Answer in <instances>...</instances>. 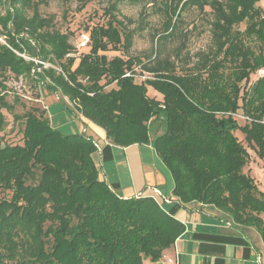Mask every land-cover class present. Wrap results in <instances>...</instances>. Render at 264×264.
<instances>
[{
	"label": "trees",
	"instance_id": "16d2710c",
	"mask_svg": "<svg viewBox=\"0 0 264 264\" xmlns=\"http://www.w3.org/2000/svg\"><path fill=\"white\" fill-rule=\"evenodd\" d=\"M2 1L0 35L10 48L0 44V92L10 74L17 80L30 77L49 93L67 97L72 107L60 101L64 107L84 126L88 121L101 128L111 144L151 145L180 203L214 206L234 224L255 229L264 243V191L243 171L249 155L235 136L241 132L264 159V77L248 83L264 67V7L257 6L264 0H166L156 45L186 38L179 32L186 9L209 8L212 16L213 50L182 69L158 53L148 62L107 58L111 50L127 53L136 32L129 19H119L120 0H102L107 19L81 31L90 44L79 53L70 33L49 29L51 19L39 14L42 0ZM64 1L80 11L92 0ZM137 66L151 78L138 82L133 74L125 76ZM36 68L40 71L32 76ZM148 86L161 100L148 96ZM5 93H0V192L9 196L0 198V264L157 263L184 225L151 197L124 199L112 191L99 180L92 138L61 133L43 109H27L21 116L22 142L5 143L2 112L10 116L14 109ZM239 111L248 120L243 127L233 116Z\"/></svg>",
	"mask_w": 264,
	"mask_h": 264
},
{
	"label": "rangeland",
	"instance_id": "374dc122",
	"mask_svg": "<svg viewBox=\"0 0 264 264\" xmlns=\"http://www.w3.org/2000/svg\"><path fill=\"white\" fill-rule=\"evenodd\" d=\"M165 1L166 0H120L118 3V17L119 19H129L131 21L129 28L135 29L136 32L133 37V45L127 53H123L122 50H111L106 53L107 58L111 59L115 55H121L124 58L133 57L140 59L142 62H148L149 60H153L155 54L158 53L160 58H169L177 64V69H182L186 66H191L201 54L210 53L213 50V43L210 26L212 16L209 8H205V12H199V10L195 8L186 9L182 13V23L179 25V32H185L186 38L178 35L156 45L155 38L162 33L163 23L166 19L164 13ZM257 6L264 7V2H258ZM106 7V1L92 0L87 3L83 10L79 11L75 3H69L64 0H42L38 9L42 17L51 19L49 29L60 33H70V41L75 45L77 37L82 30L105 23L107 17L103 12ZM5 9V2L0 0V15L5 14ZM244 28L245 23L237 27L239 31H243ZM182 43H184V47L178 55ZM247 43L255 48L256 43L254 41L249 39ZM22 54L27 57L25 52ZM226 71L229 72L230 69L228 68ZM136 74L143 75L146 73L141 72L139 66H137ZM11 75L12 74H10L8 80L3 83L5 90L0 92H6L5 99L7 103L13 105L12 107L14 108L13 111L8 113L10 116L7 115V111L2 112L6 119V126L1 132V135H3L2 139L5 143L14 145L22 142L23 120L21 116L27 109L37 107L42 111V107L39 103L25 101L21 95L31 96L33 99L44 96L43 101L47 106L46 115L50 118L49 121L51 126L57 128L59 123L66 121L70 122L66 127H75V129L72 128L70 132H78L80 135L83 133L84 125L82 122L74 118L71 112L60 102H66L69 107H72V103H70L67 97V99H65L58 94V100L55 98L54 94L49 93L47 90L43 89L41 85L33 82L30 77H21L23 80L20 81L19 79L13 78ZM257 80L258 77L255 74H251L248 83L252 84ZM107 89H109V87ZM147 94L150 98L161 100V95L149 86L147 87ZM13 114L15 117L14 119ZM236 120L240 127L248 123V120L242 116L240 111L237 114ZM85 127L86 129H90L88 125ZM58 130L63 134L69 132L59 126ZM87 134H89V131ZM235 136L249 155V163L243 171L248 172L256 181L257 185L261 189H264V160L257 156L255 151L247 145L244 140V135L241 132L236 131ZM99 180L102 181L100 177ZM8 196V192H0V198Z\"/></svg>",
	"mask_w": 264,
	"mask_h": 264
},
{
	"label": "crops",
	"instance_id": "0c3cea01",
	"mask_svg": "<svg viewBox=\"0 0 264 264\" xmlns=\"http://www.w3.org/2000/svg\"><path fill=\"white\" fill-rule=\"evenodd\" d=\"M74 118L81 122L79 117ZM85 122L90 128L86 129L87 135L100 148L92 156L93 162L109 188L124 199L153 197L165 212L184 225L182 235L157 263L147 259L144 264H166L168 260L171 264H259L258 257L264 264V243L255 229L234 224L214 206L182 204L174 197L172 177L151 145L115 146L101 128ZM67 124L70 122L62 121L58 126L69 132L75 129L66 127ZM152 128L154 133L159 132L157 123ZM69 132L66 134H78ZM154 189L159 194L155 195Z\"/></svg>",
	"mask_w": 264,
	"mask_h": 264
},
{
	"label": "built area",
	"instance_id": "2783aa9c",
	"mask_svg": "<svg viewBox=\"0 0 264 264\" xmlns=\"http://www.w3.org/2000/svg\"><path fill=\"white\" fill-rule=\"evenodd\" d=\"M0 44L5 45L6 47L10 48V47L8 46V44L6 43L5 37H4V36H1V35H0ZM89 44H90V37H89L88 33H86V32H81V33L78 35L77 41H76V43H75V48H76V50H77V53L82 52V51H84L85 49H87V48L89 47ZM13 51H14V50H13ZM14 52H15L17 55L23 57V58L26 59V60H31V61L35 62L36 64L42 65L43 68H53V69H55L56 71L60 72V69H59L58 67H55V66H53V65L50 64V63H46V62H42V61L37 60V59H32V58H30V57H26V56H24L23 54H19V53L16 52V51H14ZM68 56H70V55H68ZM44 66H47V67H44ZM36 71L39 72V71H40V68L32 69V70H31V75H32V76L35 75V72H36ZM133 71H134V72H132V73H131V72H127V73H125V76L128 77V76H130V75L133 74V77H134L138 82H142V81H145V80L151 78V77H150L149 75H147V74H143V75H141V74H134V73H136V68H135ZM255 75H256L258 78L264 77V67L259 68V69L255 72ZM19 80L21 81V80H23V79H22V78H19ZM54 95H55V98L59 100L58 94H54ZM21 97H22L25 101L33 102V103H39V104L41 105L42 109L45 110V111H47V106H46V104H45L44 101H43L44 96H43V97L41 96L40 98L38 97V98H36V99H33L31 96H26V95H21ZM65 99H67V98L65 97ZM233 116L237 117V114H233ZM48 118H49V117H48ZM82 134H84V135H86V136H89V135H87V133H86V127H85V126H84V128H83V133H82ZM89 137H90V136H89ZM93 141H94V140H93ZM93 143H94V145H95V147H96V150H97L96 153H98V152L100 151V148H99L98 144L96 143V141H94ZM263 160H264V159H263ZM154 194H155V195L159 194V191H158L157 189H154ZM136 198H139V197H136ZM152 198H153V197H152ZM153 199H154V198H153ZM154 200H155V199H154ZM166 201H167V200H166ZM171 262H172L171 260H168L166 264H171ZM257 262H258L259 264H262V263H261V259H260V257L257 258Z\"/></svg>",
	"mask_w": 264,
	"mask_h": 264
}]
</instances>
